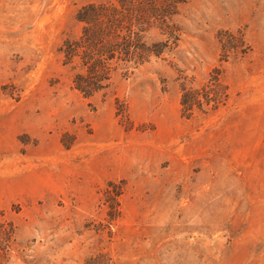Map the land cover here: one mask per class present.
<instances>
[{
	"label": "rangeland",
	"instance_id": "rangeland-1",
	"mask_svg": "<svg viewBox=\"0 0 264 264\" xmlns=\"http://www.w3.org/2000/svg\"><path fill=\"white\" fill-rule=\"evenodd\" d=\"M135 3L159 54L85 97L122 0H0L1 264H264V0Z\"/></svg>",
	"mask_w": 264,
	"mask_h": 264
},
{
	"label": "trees",
	"instance_id": "trees-1",
	"mask_svg": "<svg viewBox=\"0 0 264 264\" xmlns=\"http://www.w3.org/2000/svg\"><path fill=\"white\" fill-rule=\"evenodd\" d=\"M107 9L111 10L107 15L108 19L95 6L86 10V12L92 10L91 15L84 11L86 15L79 18L85 23L83 43L85 49L81 57L82 73L76 75V88L85 97L106 88L118 70H124L126 75L130 70L145 63L149 56L160 52L157 49L158 45L152 49L140 42L141 36L136 31L142 32L143 28L132 27L133 19L137 20V24L148 25L147 19L143 16L146 9L140 7V3L136 4L135 0H122L119 10L116 7ZM69 48L70 57L79 52L77 46L71 45ZM187 102L184 100V105ZM6 230L0 224V264L9 249L10 233Z\"/></svg>",
	"mask_w": 264,
	"mask_h": 264
}]
</instances>
